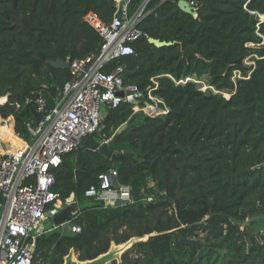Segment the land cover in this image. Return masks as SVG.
<instances>
[{"label":"trees","instance_id":"1","mask_svg":"<svg viewBox=\"0 0 264 264\" xmlns=\"http://www.w3.org/2000/svg\"><path fill=\"white\" fill-rule=\"evenodd\" d=\"M177 1L148 0L138 24L147 37L171 45L155 47L142 36L132 42L133 53L102 67L122 66L123 82L145 93L153 77L152 94L166 113L134 112L127 102L107 107L106 122L91 137L109 139L125 123L111 146L123 156L112 161L88 145L63 155L51 189L62 201L74 194L72 221L80 230L40 235L36 259L51 253L52 264H62L71 247L90 259L112 241L149 235L119 264H264V233L248 237L234 222L264 213V0H194L196 17ZM141 2L132 0L128 9ZM89 10L108 23L114 0H0V97L7 98L0 115L13 117L18 137L27 138L26 123L43 117L36 98L51 107L69 78L68 68L46 61L97 51L102 39L82 20ZM248 57L254 65L243 63ZM234 71L241 75L235 80ZM202 77L215 91L198 86L194 80ZM110 167L131 186L133 204L109 208L84 196ZM143 191L153 200H143Z\"/></svg>","mask_w":264,"mask_h":264},{"label":"built area","instance_id":"2","mask_svg":"<svg viewBox=\"0 0 264 264\" xmlns=\"http://www.w3.org/2000/svg\"><path fill=\"white\" fill-rule=\"evenodd\" d=\"M147 1L142 0L130 11L132 0H114L115 11L108 23L92 10L83 14V22L102 39L97 51L67 58L69 78L60 96L48 107L45 98L39 95L36 105L43 117L35 125L26 123L29 135L25 139L19 137L22 146L0 154V264H36L37 260L52 264L51 253L47 258L36 259L37 237L57 229L61 233L80 230L72 221L78 208L74 194L62 201L51 189L53 170L62 163L65 153L77 150L84 139L101 129L105 117L101 105L114 108L127 102L134 112L142 111L149 116L166 113L162 99L152 94L157 87L153 77L154 86L145 93L136 84L123 82L122 66L109 72L102 70L110 60L133 53L132 42L147 37L138 27L147 13L144 11ZM188 3L196 8L194 0ZM148 106L162 112L151 115L144 111ZM84 196L109 208L135 201L131 186L117 181L115 167L100 172L96 184L87 187ZM143 200H153L152 194L143 191ZM59 214L65 215V219L56 224L53 218ZM48 219L52 223L47 226Z\"/></svg>","mask_w":264,"mask_h":264},{"label":"water","instance_id":"3","mask_svg":"<svg viewBox=\"0 0 264 264\" xmlns=\"http://www.w3.org/2000/svg\"><path fill=\"white\" fill-rule=\"evenodd\" d=\"M177 6L181 11L190 14L193 17L197 16L196 8L192 7L187 0H178ZM147 41L155 47L167 46L173 43L170 41L160 40L151 36L147 37ZM46 63L54 68L68 67V61L60 58L56 60L48 59ZM106 120L107 118L104 117V119L102 120V124H104ZM125 127L126 124H122L115 131V133L105 142H99L96 139L90 138L89 140L84 139L81 145H88L90 149L97 150L105 157L110 158L112 161H114L118 158H121L123 155L117 152H113L111 146L115 143L118 135L122 132ZM128 156H131V154H129ZM64 219L65 215L59 214L57 216H54L53 221L54 223L58 224ZM234 222L240 227L242 232H247L248 237L258 236L260 233H264V213L262 212L249 215L244 220H235ZM148 237L149 236L146 235L142 237L132 236L131 238L122 243H114L112 241L105 252L99 253L93 258L83 260L78 258L77 254L74 251V248L71 247L69 248L68 252L63 256L62 264H110L113 261H116L119 264L121 262L122 254L128 248H130L136 242L145 241ZM189 241L192 244L201 245L203 250H205L207 247V243L199 238L189 237ZM218 252L221 254L224 252V250L219 249Z\"/></svg>","mask_w":264,"mask_h":264},{"label":"rangeland","instance_id":"4","mask_svg":"<svg viewBox=\"0 0 264 264\" xmlns=\"http://www.w3.org/2000/svg\"><path fill=\"white\" fill-rule=\"evenodd\" d=\"M259 18L261 19V20H264V18H262V17H260L259 16ZM243 63L245 64V65H247V66H249V65H254V62L250 59V57H248V58H246V59H244V61H243ZM250 73V72H249ZM249 73L247 74V75H249ZM239 76H241L240 75V73L239 72H237V71H234V73H233V76H232V78L235 80L237 77H239ZM194 81H196L197 83H198V86L202 89V90H206L207 88H211V90H213V91H215L214 90V88H212L210 85H209V81H208V79L206 78V77H202L201 79H199V80H194ZM222 94H223V96H225V97H229V95H230V93H227V92H222ZM5 99H6V96H1L0 97V102L1 103H3L4 101H5ZM160 106H161V104H160ZM101 110H102V112L104 113V114H106V112H107V107L105 106V105H101ZM144 113V112H143ZM145 114V113H144ZM0 117L2 118V116L0 115ZM11 118H12V120H13V117L11 116ZM1 124H5V122H4V120L2 119L1 120ZM13 125H14V120H13ZM13 125H12V128H13ZM13 132H14V129H13ZM15 133V132H14ZM90 138H92V139H96L97 141H99L100 142V140H98L97 138H94V137H88L87 139L89 140ZM9 145H11V142H7L6 143V145H4L3 146V144H2V146L0 145V154H2L3 153V151H6L7 149H8V147H9ZM52 223V220L51 219H48V220H46L45 221V224L48 226V225H50ZM146 236H149V235H146ZM44 261V260H43ZM43 261L41 260H37L36 261V264H43Z\"/></svg>","mask_w":264,"mask_h":264},{"label":"bare ground","instance_id":"5","mask_svg":"<svg viewBox=\"0 0 264 264\" xmlns=\"http://www.w3.org/2000/svg\"><path fill=\"white\" fill-rule=\"evenodd\" d=\"M1 103V102H0ZM150 106L144 108V109H149ZM1 117H0V145L3 146L6 145L7 142H11V145H9L8 149L6 151H14L20 146L23 145V141L13 134L12 132V123L13 120L9 118H3L5 124H1ZM1 148V147H0ZM3 151V152H6Z\"/></svg>","mask_w":264,"mask_h":264},{"label":"crops","instance_id":"6","mask_svg":"<svg viewBox=\"0 0 264 264\" xmlns=\"http://www.w3.org/2000/svg\"><path fill=\"white\" fill-rule=\"evenodd\" d=\"M1 119H3V118H1ZM12 125H13V123H12ZM12 132H13V128H12ZM13 134H14V132H13Z\"/></svg>","mask_w":264,"mask_h":264},{"label":"clouds","instance_id":"7","mask_svg":"<svg viewBox=\"0 0 264 264\" xmlns=\"http://www.w3.org/2000/svg\"><path fill=\"white\" fill-rule=\"evenodd\" d=\"M6 99H7V98H6ZM6 99H5V100H6ZM14 134H15V133H14ZM15 135H16V134H15ZM16 136H17V135H16ZM100 141H101V140H100Z\"/></svg>","mask_w":264,"mask_h":264},{"label":"flooded vegetation","instance_id":"8","mask_svg":"<svg viewBox=\"0 0 264 264\" xmlns=\"http://www.w3.org/2000/svg\"><path fill=\"white\" fill-rule=\"evenodd\" d=\"M263 213V212H262ZM256 214V213H255Z\"/></svg>","mask_w":264,"mask_h":264}]
</instances>
